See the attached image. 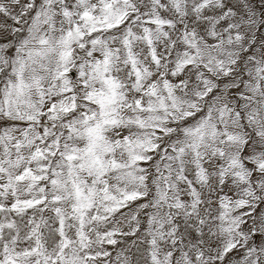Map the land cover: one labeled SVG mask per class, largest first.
Masks as SVG:
<instances>
[{
	"label": "snow or ice",
	"instance_id": "obj_1",
	"mask_svg": "<svg viewBox=\"0 0 264 264\" xmlns=\"http://www.w3.org/2000/svg\"><path fill=\"white\" fill-rule=\"evenodd\" d=\"M0 264H264V0H0Z\"/></svg>",
	"mask_w": 264,
	"mask_h": 264
}]
</instances>
